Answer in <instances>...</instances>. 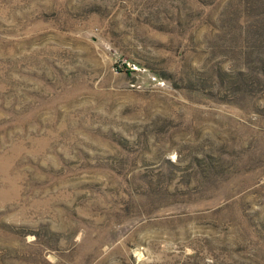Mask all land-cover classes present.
Listing matches in <instances>:
<instances>
[{"label":"rangeland","instance_id":"1","mask_svg":"<svg viewBox=\"0 0 264 264\" xmlns=\"http://www.w3.org/2000/svg\"><path fill=\"white\" fill-rule=\"evenodd\" d=\"M0 264H264V0H0Z\"/></svg>","mask_w":264,"mask_h":264}]
</instances>
